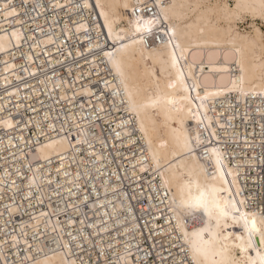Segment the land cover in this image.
I'll return each instance as SVG.
<instances>
[{
	"label": "bare ground",
	"instance_id": "bare-ground-1",
	"mask_svg": "<svg viewBox=\"0 0 264 264\" xmlns=\"http://www.w3.org/2000/svg\"><path fill=\"white\" fill-rule=\"evenodd\" d=\"M8 1L0 0L3 61L25 43L40 55L64 51L46 67L65 60L74 82L65 80L55 91L60 83L46 75L44 93L66 106L83 97L82 106L99 111L96 119L111 122L112 133L89 143L84 133L75 138L49 133L51 122L33 138L20 135L17 142L0 143L1 151L15 148L9 159L0 155V264H81L75 250H61L73 225L90 228L80 234L88 240L102 234L110 245L132 248L138 238L155 249L179 248L176 258L182 264H258L256 250L264 255L259 234L249 246L243 221L233 223L230 215L227 226L222 220L217 227L215 218L187 202L204 191L230 212L235 204L258 227L264 220V203L255 206L253 193L247 195L243 185L250 162L238 155L248 138L237 128L242 109L248 118L252 110L247 107L264 103V0H231L233 5L230 0ZM149 2L157 13L138 15L137 8ZM30 8L34 16L25 17ZM248 18L250 31L241 30ZM147 21L153 23L146 27ZM157 38L154 44L147 41ZM14 66L7 63V74L0 77V103H17L14 112L0 109V127L6 131L19 127L13 114L28 118L30 109L21 99L32 98L16 84L22 75L8 73ZM31 71L39 73L38 67ZM29 120L42 129L39 118ZM97 126L103 133L100 122ZM231 144L237 149L232 151ZM59 175L66 197L76 204H53ZM78 188L83 196L74 191ZM141 199L144 204L137 203ZM41 204L47 208L38 211ZM73 212L82 216L74 219ZM196 247L209 249L207 259L195 253Z\"/></svg>",
	"mask_w": 264,
	"mask_h": 264
},
{
	"label": "built area",
	"instance_id": "built-area-1",
	"mask_svg": "<svg viewBox=\"0 0 264 264\" xmlns=\"http://www.w3.org/2000/svg\"><path fill=\"white\" fill-rule=\"evenodd\" d=\"M8 2L12 5L14 1L9 0ZM14 4L19 5L17 1H15ZM22 5L26 9L28 7H32V5H28L27 3H22ZM0 6H2V4H0ZM30 11V13H24L23 15L25 17L27 15L33 17L35 14L33 8H30ZM137 13L140 16L153 17L157 13V10L153 2H149L142 5L141 7H138ZM36 18L37 17H35L34 19ZM33 21L34 20H30V23L28 24L29 29H34L35 26L33 24ZM39 26L43 29V31H45V23L43 22V20L42 23L39 24ZM262 28L264 30V26ZM147 41H149L151 44H154L156 42H159V39H147ZM48 48V46L45 47V49ZM63 52L64 51H60V53L40 55L36 53V51L32 48L30 44L25 43L19 47L16 53L10 54L7 61H3L4 57L6 58V56H4V54H0V77L2 75L7 74V71H5L4 69L5 65L7 63H13L15 66L12 71H9L8 73L12 74L13 71H16V73L21 74L22 79L16 84L21 86L22 93L32 95L31 99H29V97H23L21 99L22 103L27 104V108L31 110L27 112L28 118H26L25 116L20 117L17 114H13L14 118L19 119V127H17L15 131H6L2 127H0L1 144H3V141L5 139L17 142L21 138L20 135L25 137L26 139L33 138L35 132L45 131L49 129V124H51V122L53 129L52 132L48 131L49 133L56 135L66 134L74 138L80 137V135L82 136L84 133V136L86 137L89 143H94L97 135H101L102 137L108 138L109 135L112 133L111 122L104 123L102 121L103 119H96V116L100 115L99 111L94 110L92 105H90L89 108H85L82 106V102L84 101L83 97L77 96L71 105L68 104L66 106L64 102L59 100L55 101L56 98L48 97L44 93L45 86L43 82L44 79H46V75H50L49 77L54 82L60 83V85L55 88V91L61 90L62 82L65 80L69 81L70 83L74 82L73 77L67 72V63L65 62V60L63 61L62 59L60 65L53 64V66L49 68L46 67V64L51 63V59H58V57H60ZM33 57L36 60H33ZM69 62H72L71 58H69ZM34 67H38L39 73L35 75H29L28 73L32 72L31 69ZM77 69L80 68L77 67ZM1 82L2 80H0V83ZM6 89L7 87H5L4 90L6 91ZM35 90H39L41 92V94L37 97L34 96ZM16 104V102H9L8 105H5V103H0V109L5 108L8 111L14 112L15 108H17ZM32 108L35 109V111H32ZM249 108H251L252 110L250 117L246 118L245 114H249V112H246L244 109H242V111H240L241 119H237V128L241 129L243 134L246 130L248 138V146L244 149H241L238 157L242 160L250 162V165L248 166V179L243 185L245 188L248 187V190H246L247 195L249 193H253V201L255 203V206H257L262 202L264 203V113H259V110H264V103H259L256 106L253 105L252 107H247V109ZM94 111L96 112V115L94 114ZM237 111H239L238 108ZM51 114L53 116L52 118L50 117ZM79 114H82V118ZM73 115L79 117L77 121L74 120L72 122L71 119H67ZM36 118H39V120L44 123V125H42V129H37L36 126L32 125L29 120L31 119L32 121H35ZM86 120L92 122L90 124L91 126L88 125L87 129L85 128V126H83V123ZM98 122H100L102 125L103 133L99 132L98 130ZM242 138H244V135L242 136ZM94 145L98 147L99 143L92 144V146ZM231 145L232 146H230V149L232 151L236 150L238 147L235 144ZM14 149L15 148H8L4 151L0 150V155L3 157V155L5 154L6 156H8L7 159H9L14 156ZM120 149L123 151H130L126 148ZM111 165L112 163L106 167L107 170H112L113 167ZM91 167L92 165L88 166V168ZM0 169L3 170V167L1 166ZM57 178L59 180V184L57 187L56 185L54 186L56 188V191L59 190V197H56L57 200L53 201L55 207L60 206L62 208L65 203H67L68 205L69 203L76 204L77 199L75 200L73 197L67 198V193L62 190V188L65 186L64 179L60 175L57 176ZM87 182L95 184L96 181L87 180ZM138 183L136 182L135 184L138 185ZM53 184H55V182H53ZM131 184L133 183L131 182ZM83 186L85 189L90 190L92 194L90 186ZM74 191L80 192L81 196L85 194V192L82 191L80 188L75 189ZM31 199L33 198H30L29 200ZM93 199L96 198L94 197ZM137 203L144 204L145 201L144 199H141ZM46 208V204H41L39 207H37L38 211H42ZM84 208L87 211L86 214H90L91 209L89 208V205L84 204ZM81 216L82 215H78V213L74 212L70 214V217H73L74 219H77ZM158 222L160 226L164 223L163 219L161 218L158 219ZM89 230L91 229L86 228L80 231V229H78L76 225L69 226L66 229L67 233L65 234L67 239H69V244L63 245L61 249L62 251L75 250L74 256L81 264H182V260L176 258V254L180 252L179 248L168 245H157L155 249L154 246L151 245L148 240L144 239L141 242V240L138 238H134V240H136V245L132 248H129L124 244L110 245L106 243V238H104L102 234L92 236L89 240L88 237H83L80 235L83 232L89 233ZM100 242L103 244H100ZM123 255H126V257H128V261L124 262L123 260H121Z\"/></svg>",
	"mask_w": 264,
	"mask_h": 264
},
{
	"label": "snow or ice",
	"instance_id": "snow-or-ice-1",
	"mask_svg": "<svg viewBox=\"0 0 264 264\" xmlns=\"http://www.w3.org/2000/svg\"><path fill=\"white\" fill-rule=\"evenodd\" d=\"M152 23L153 21H147L146 27ZM148 30H150V28H148ZM241 203H243V201H241ZM187 206L193 209H203L210 219L215 218L217 227L221 226L222 220L224 221V226H227V219L231 215V220L233 223H239L243 221V227L248 233L249 246L252 245L253 237L257 234H259V243L264 244V220L261 221V226L258 227L256 219H249L248 213L241 212V210L236 207L235 204L230 206V212L229 206L227 204L221 206L215 202L214 198L210 197L209 193L200 191L197 196L187 202ZM235 213H239V215H236ZM195 253L202 255L205 257V259H207L209 255V249L196 247ZM256 256L258 257V264H264V255H262L258 249L256 250ZM253 264H257V261L254 260Z\"/></svg>",
	"mask_w": 264,
	"mask_h": 264
},
{
	"label": "rangeland",
	"instance_id": "rangeland-1",
	"mask_svg": "<svg viewBox=\"0 0 264 264\" xmlns=\"http://www.w3.org/2000/svg\"><path fill=\"white\" fill-rule=\"evenodd\" d=\"M230 4L233 5V2H232L231 0H230ZM251 23H252V22H251V18H248V22H247L246 24H244V25H241L240 29L243 30L244 27H245V28L247 29V31H250V29L247 28V27H249V25H250ZM255 23H257V25L260 26V24H262V21H261L260 19H257V20L255 21ZM242 26H243V27H242Z\"/></svg>",
	"mask_w": 264,
	"mask_h": 264
}]
</instances>
